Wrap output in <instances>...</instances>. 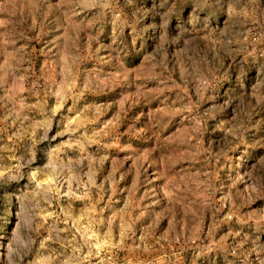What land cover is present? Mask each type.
<instances>
[{"label":"rangeland","instance_id":"374dc122","mask_svg":"<svg viewBox=\"0 0 264 264\" xmlns=\"http://www.w3.org/2000/svg\"><path fill=\"white\" fill-rule=\"evenodd\" d=\"M0 264H264V0H0Z\"/></svg>","mask_w":264,"mask_h":264}]
</instances>
